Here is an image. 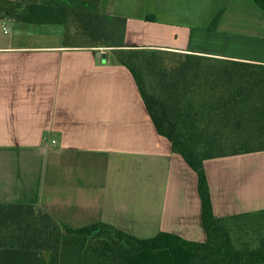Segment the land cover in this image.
Listing matches in <instances>:
<instances>
[{
    "label": "crops",
    "instance_id": "1",
    "mask_svg": "<svg viewBox=\"0 0 264 264\" xmlns=\"http://www.w3.org/2000/svg\"><path fill=\"white\" fill-rule=\"evenodd\" d=\"M99 10L124 21L127 46L264 64L255 0H99ZM112 50L66 44L62 24L0 17V203L33 205L74 229L100 222L137 239L203 242L198 176L156 132ZM203 167L214 216L264 210V150ZM0 264L47 255L0 248Z\"/></svg>",
    "mask_w": 264,
    "mask_h": 264
},
{
    "label": "trees",
    "instance_id": "2",
    "mask_svg": "<svg viewBox=\"0 0 264 264\" xmlns=\"http://www.w3.org/2000/svg\"><path fill=\"white\" fill-rule=\"evenodd\" d=\"M255 1L264 10V0ZM0 17L62 24L66 44L113 48L130 71L156 132L196 172L206 232L203 242L163 232L137 239L104 223L74 229L33 205L0 203V248L43 251L47 264L264 262V233L257 232L254 247H236L228 224L264 210L214 216L203 167L206 159L264 150V64L111 43L105 23L117 21L123 38L124 21L103 15L99 0H0Z\"/></svg>",
    "mask_w": 264,
    "mask_h": 264
},
{
    "label": "rangeland",
    "instance_id": "3",
    "mask_svg": "<svg viewBox=\"0 0 264 264\" xmlns=\"http://www.w3.org/2000/svg\"><path fill=\"white\" fill-rule=\"evenodd\" d=\"M104 27L107 29L106 32L109 34L108 37L111 43L123 41L120 25L117 23V21L111 22L107 20ZM255 215L256 216L251 218L248 217L242 221L235 220L228 223L229 227H231L230 229L234 230L232 238L236 247H240L242 244L254 247L257 244L255 239L257 232L259 231L264 233V225L261 224L264 221V212L257 213ZM252 218L254 219L252 220Z\"/></svg>",
    "mask_w": 264,
    "mask_h": 264
},
{
    "label": "built area",
    "instance_id": "4",
    "mask_svg": "<svg viewBox=\"0 0 264 264\" xmlns=\"http://www.w3.org/2000/svg\"><path fill=\"white\" fill-rule=\"evenodd\" d=\"M4 32H8L5 27H3Z\"/></svg>",
    "mask_w": 264,
    "mask_h": 264
}]
</instances>
